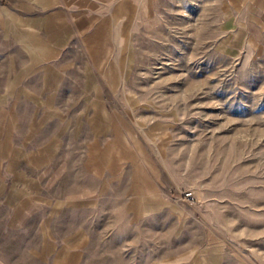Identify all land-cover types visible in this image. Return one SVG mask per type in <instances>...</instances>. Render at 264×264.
<instances>
[{
	"label": "rangeland",
	"instance_id": "374dc122",
	"mask_svg": "<svg viewBox=\"0 0 264 264\" xmlns=\"http://www.w3.org/2000/svg\"><path fill=\"white\" fill-rule=\"evenodd\" d=\"M262 0H0V264H264Z\"/></svg>",
	"mask_w": 264,
	"mask_h": 264
},
{
	"label": "crops",
	"instance_id": "0c3cea01",
	"mask_svg": "<svg viewBox=\"0 0 264 264\" xmlns=\"http://www.w3.org/2000/svg\"><path fill=\"white\" fill-rule=\"evenodd\" d=\"M257 9L260 15V22L262 23L261 30L264 31V2H262L260 6H257Z\"/></svg>",
	"mask_w": 264,
	"mask_h": 264
}]
</instances>
